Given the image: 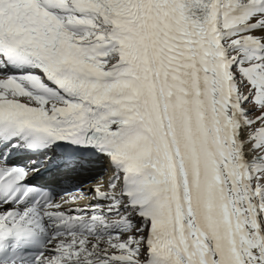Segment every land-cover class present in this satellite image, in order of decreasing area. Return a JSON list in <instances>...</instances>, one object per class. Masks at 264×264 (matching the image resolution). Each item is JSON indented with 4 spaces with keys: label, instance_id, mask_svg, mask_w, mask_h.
<instances>
[{
    "label": "snow or ice",
    "instance_id": "obj_1",
    "mask_svg": "<svg viewBox=\"0 0 264 264\" xmlns=\"http://www.w3.org/2000/svg\"><path fill=\"white\" fill-rule=\"evenodd\" d=\"M0 264H264V0H0Z\"/></svg>",
    "mask_w": 264,
    "mask_h": 264
}]
</instances>
